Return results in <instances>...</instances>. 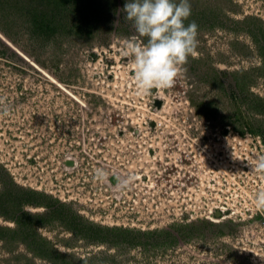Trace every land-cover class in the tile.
Wrapping results in <instances>:
<instances>
[{"label":"rangeland","instance_id":"374dc122","mask_svg":"<svg viewBox=\"0 0 264 264\" xmlns=\"http://www.w3.org/2000/svg\"><path fill=\"white\" fill-rule=\"evenodd\" d=\"M43 2L0 0V264H264V0H190L197 57L149 93L124 54L147 37L120 0L111 21L85 9L95 30ZM15 185L66 212L27 206L20 230Z\"/></svg>","mask_w":264,"mask_h":264},{"label":"clouds","instance_id":"9594fccd","mask_svg":"<svg viewBox=\"0 0 264 264\" xmlns=\"http://www.w3.org/2000/svg\"><path fill=\"white\" fill-rule=\"evenodd\" d=\"M125 19L133 22L139 37H147L143 45L135 41L125 44V56L133 58L134 78L138 90L149 93L154 89H170L182 73L189 57H197L199 41L195 21L185 25L191 15L190 0H125ZM8 111L7 106L2 109ZM253 167V166H251ZM254 169L264 172V156L256 159ZM98 175L107 179L102 170ZM114 188L123 191L134 177L114 174ZM2 190V186H0ZM255 207L264 210V191L255 197Z\"/></svg>","mask_w":264,"mask_h":264},{"label":"trees","instance_id":"16d2710c","mask_svg":"<svg viewBox=\"0 0 264 264\" xmlns=\"http://www.w3.org/2000/svg\"><path fill=\"white\" fill-rule=\"evenodd\" d=\"M25 1L28 4H30L32 2V0H25ZM43 1H44L43 4L46 7H49V6H53L54 4H57L58 2L63 1V0H43ZM66 1L69 3L68 5L73 6L74 9H71V11H70V9H68V7L66 5L65 6H61L62 9H61L60 12H62V13L56 12L58 14V16H59L58 19L59 20L60 19L65 20L64 16H66L67 19L69 17V19L72 20L74 18L73 16H75V19L78 20L79 17H80L81 20L77 21L78 24L75 26V28H79L80 27V22L82 23L84 21L87 24L88 23L87 21H89V23L87 24L88 25L87 28H90L91 30L94 29L93 26H92V23L94 22L95 24H97L100 21V19L98 17L92 16V21L93 22L91 20H89L88 19V14L85 11L86 8L92 10L93 4H94V7H96L97 4H100L99 9L105 11L104 10V9H106L105 6H107L109 9H110V6H111L112 7V9H110V21H111V18H112L111 15L114 14V12L117 11V4H118V2H116V0H110L112 2V4L109 3V0L108 1L102 0V2H101V0H94V2H93V0H65V2ZM120 1H121V3H119L120 6L124 7L125 0H120ZM175 2L179 3V0H175ZM57 7H59V6H57ZM14 8H18V7L15 6ZM119 9H121V8H119ZM113 10H114V12H113ZM71 12H72V14H71ZM83 12L86 15H85V17L83 16V18H82ZM62 14H66V15H62ZM195 19H199V16L196 17ZM71 24L73 25L74 22L71 21ZM66 27L68 28L69 25L67 24ZM67 28H61V30L62 31L64 30V32H66V31L70 32L71 30H73L74 27H70V29H67ZM51 30H52V28H51ZM51 30H48V33ZM26 31H24V32H26ZM41 31L42 32H47L44 29H42ZM53 31H55V29L52 30L51 32H53ZM11 32H13V31L11 30ZM15 187L17 189H19L18 202L14 206V207H16V210L15 209L12 210V211H15V214L13 216H11L9 218L7 217V218L10 221H12L15 225H17L20 230L22 229V226H23V220L24 221H28L29 219H32L34 217L32 214H30V213L25 211L27 206H39L41 208H44L46 210V213L41 215V216L40 215L37 216V218H40V219H46V218H49V217H55L57 215V213L64 212V211L66 212L65 208H67L66 206H68V205L62 204L61 202H59L58 200H56L52 196H49V195L43 194V193H39V192H36V191H33V190L20 188L17 185H15ZM1 194H2V196H4L3 192H1L0 193V197H2ZM24 197H28V199H26ZM63 208H64V211H62ZM65 217H67L69 219L68 216H65ZM76 219H78L79 221H82L84 223H87L90 228L95 229V230H97L99 232H102L104 235H108L109 232L110 233L119 232V233H122V234L127 235V236H131V237L134 236V235H132L133 232L130 231V230H125V229H122V230L105 229V228H101V227L96 226L94 223L89 222L88 220H86L85 218H83L81 216L76 217ZM14 232H16V231H14ZM137 235L141 236V237L145 236V234H143V233H137ZM42 242H43V240H42Z\"/></svg>","mask_w":264,"mask_h":264},{"label":"water","instance_id":"95a60500","mask_svg":"<svg viewBox=\"0 0 264 264\" xmlns=\"http://www.w3.org/2000/svg\"><path fill=\"white\" fill-rule=\"evenodd\" d=\"M70 165H72L71 163H69ZM113 181H115V179H113Z\"/></svg>","mask_w":264,"mask_h":264}]
</instances>
